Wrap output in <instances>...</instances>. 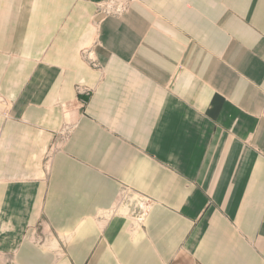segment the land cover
Listing matches in <instances>:
<instances>
[{"label":"crops","instance_id":"1","mask_svg":"<svg viewBox=\"0 0 264 264\" xmlns=\"http://www.w3.org/2000/svg\"><path fill=\"white\" fill-rule=\"evenodd\" d=\"M110 1L0 0V264H264V0Z\"/></svg>","mask_w":264,"mask_h":264},{"label":"rangeland","instance_id":"2","mask_svg":"<svg viewBox=\"0 0 264 264\" xmlns=\"http://www.w3.org/2000/svg\"><path fill=\"white\" fill-rule=\"evenodd\" d=\"M129 4H126L123 2V0H112L108 2L106 5L102 6L98 10V15L103 17H119L123 15L124 12L127 11ZM93 68L97 71L102 70V67L98 64L97 60L95 59L91 60V58H88ZM76 91L79 95L90 97L92 95V91H90L87 87L83 86H77ZM85 105V103L83 104ZM69 128H65V132H68ZM117 205L131 208L135 210L137 213L136 215L139 217H143L146 215V212L144 211L148 202L146 200L137 197L136 195L132 194L129 190H125L123 192V188L121 190L120 196L117 200ZM141 211V212H140Z\"/></svg>","mask_w":264,"mask_h":264},{"label":"water","instance_id":"3","mask_svg":"<svg viewBox=\"0 0 264 264\" xmlns=\"http://www.w3.org/2000/svg\"><path fill=\"white\" fill-rule=\"evenodd\" d=\"M0 111H1V112L4 111V107H0Z\"/></svg>","mask_w":264,"mask_h":264},{"label":"built area","instance_id":"4","mask_svg":"<svg viewBox=\"0 0 264 264\" xmlns=\"http://www.w3.org/2000/svg\"><path fill=\"white\" fill-rule=\"evenodd\" d=\"M263 115H264V110H263Z\"/></svg>","mask_w":264,"mask_h":264}]
</instances>
